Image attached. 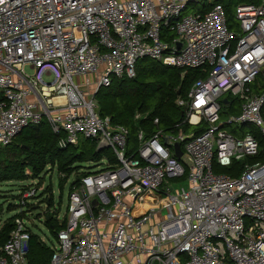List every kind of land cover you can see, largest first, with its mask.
Segmentation results:
<instances>
[{
    "label": "built area",
    "instance_id": "1",
    "mask_svg": "<svg viewBox=\"0 0 264 264\" xmlns=\"http://www.w3.org/2000/svg\"><path fill=\"white\" fill-rule=\"evenodd\" d=\"M143 57L201 76L176 100L189 130L155 118L132 148L96 95ZM44 118L61 147L112 151L50 208L63 227L49 264H264V161L214 169L258 154L250 126L264 136V0L232 21L216 0H0V147ZM31 233L16 218L0 264H31Z\"/></svg>",
    "mask_w": 264,
    "mask_h": 264
},
{
    "label": "trees",
    "instance_id": "2",
    "mask_svg": "<svg viewBox=\"0 0 264 264\" xmlns=\"http://www.w3.org/2000/svg\"><path fill=\"white\" fill-rule=\"evenodd\" d=\"M223 4L229 21H232L235 6L238 3H260L261 0H216ZM183 69L164 64L150 57L138 60L136 75L134 77H114L111 84L101 86L97 92L99 110L103 115H110L114 123L122 124L130 129L129 144L135 148L138 144V132L143 129L147 135H151L157 128L154 120L159 118V126L167 131L182 128L189 130L184 123L186 117L185 108L179 106L176 100L179 96H185L193 82L201 74L198 69L190 68L183 74ZM195 71V72H194ZM237 111V110H236ZM140 113V116H137ZM179 126L176 128L175 126ZM202 128H196L195 132H202ZM250 131L259 140V152L254 156L242 160H233L229 166L215 164L216 172L226 173L230 176H238L246 167L264 161V136L255 126H250ZM61 134H56L47 118L39 123L26 126L11 143L0 147V185L5 181L24 180L30 176L38 177L48 166L59 170L61 186L69 181L86 174L89 168L86 164L97 161L105 154L111 155L109 148L97 149V141L81 139L78 144L66 147L59 145ZM71 184V185H70ZM36 195V188H33ZM32 190L25 189L22 196V204H27L29 197L24 194ZM43 200L48 205L46 223L50 231L57 237L58 231L63 227L50 208L54 206L53 191L46 188ZM0 197L1 190H0ZM31 197V196H30ZM4 204L0 202V246L9 238L11 231L16 226L15 215L3 218ZM53 249L41 236L31 233L29 239L28 258L31 264H49Z\"/></svg>",
    "mask_w": 264,
    "mask_h": 264
},
{
    "label": "rangeland",
    "instance_id": "3",
    "mask_svg": "<svg viewBox=\"0 0 264 264\" xmlns=\"http://www.w3.org/2000/svg\"><path fill=\"white\" fill-rule=\"evenodd\" d=\"M198 7V6H197ZM201 7V5H199ZM191 9H187L185 14H189ZM234 18V15H233ZM25 70L28 74L33 73V69L29 64H26ZM195 72V71H194ZM52 77L47 76L46 79L50 80ZM79 79V78H77ZM235 98V97H234ZM234 101V100H233ZM233 103L238 104L235 100ZM90 162L86 164L84 169L89 168L96 170L98 168L97 163ZM178 178L172 180L173 183ZM185 184L180 182L178 184ZM166 187V186H165ZM36 188V195L28 196L27 204H22L21 196L25 189ZM46 188L53 191V200L57 207H61V213H63L68 204L69 194V181L61 186V175L56 168L52 169L49 166L38 176H30L24 180L5 181L0 185L1 195L0 202L4 204L5 210L3 211V218L12 217L15 215H21L26 221V226L35 234L41 236L48 245L57 243L56 236L50 231L46 223V215L48 211V205L43 200V196L46 192Z\"/></svg>",
    "mask_w": 264,
    "mask_h": 264
},
{
    "label": "water",
    "instance_id": "4",
    "mask_svg": "<svg viewBox=\"0 0 264 264\" xmlns=\"http://www.w3.org/2000/svg\"><path fill=\"white\" fill-rule=\"evenodd\" d=\"M180 45L181 44H179V46ZM224 102H227V99H224ZM175 149H176V156L180 157L182 155V153H183L182 148H181V144L180 143H176L175 144Z\"/></svg>",
    "mask_w": 264,
    "mask_h": 264
},
{
    "label": "bare ground",
    "instance_id": "5",
    "mask_svg": "<svg viewBox=\"0 0 264 264\" xmlns=\"http://www.w3.org/2000/svg\"><path fill=\"white\" fill-rule=\"evenodd\" d=\"M145 58V57H144ZM138 63V62H137ZM63 99L62 97L55 98L56 101Z\"/></svg>",
    "mask_w": 264,
    "mask_h": 264
}]
</instances>
